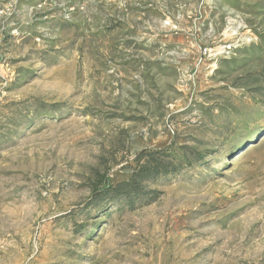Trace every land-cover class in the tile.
<instances>
[{
	"label": "rangeland",
	"instance_id": "obj_1",
	"mask_svg": "<svg viewBox=\"0 0 264 264\" xmlns=\"http://www.w3.org/2000/svg\"><path fill=\"white\" fill-rule=\"evenodd\" d=\"M0 264H264V0H0Z\"/></svg>",
	"mask_w": 264,
	"mask_h": 264
},
{
	"label": "trees",
	"instance_id": "obj_2",
	"mask_svg": "<svg viewBox=\"0 0 264 264\" xmlns=\"http://www.w3.org/2000/svg\"><path fill=\"white\" fill-rule=\"evenodd\" d=\"M166 155H173L172 158H176V154L171 153L168 147L154 151H141L135 158L137 165L133 169L130 177L115 185L110 184L109 179L105 177L100 180L101 183L103 182L102 192L112 198L126 199V202L129 204H133L136 198L139 199L140 197L148 196L150 198L144 203H150L157 196L158 191L144 190L142 184L150 179H157L171 173H176L183 166L182 163L177 165L172 160H164ZM198 159H201V157H198ZM184 163L190 164L191 162L186 160ZM92 189L95 192L97 191L94 187Z\"/></svg>",
	"mask_w": 264,
	"mask_h": 264
},
{
	"label": "built area",
	"instance_id": "obj_3",
	"mask_svg": "<svg viewBox=\"0 0 264 264\" xmlns=\"http://www.w3.org/2000/svg\"><path fill=\"white\" fill-rule=\"evenodd\" d=\"M228 49H229V47L227 46V47H226V50L228 51ZM209 52H210L209 49H207L206 47L203 48V54L206 55V54H208Z\"/></svg>",
	"mask_w": 264,
	"mask_h": 264
}]
</instances>
